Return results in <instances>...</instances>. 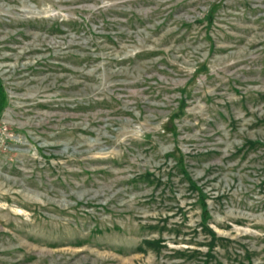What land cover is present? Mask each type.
Wrapping results in <instances>:
<instances>
[{
	"label": "rangeland",
	"instance_id": "obj_1",
	"mask_svg": "<svg viewBox=\"0 0 264 264\" xmlns=\"http://www.w3.org/2000/svg\"><path fill=\"white\" fill-rule=\"evenodd\" d=\"M0 85V264H264V0H0Z\"/></svg>",
	"mask_w": 264,
	"mask_h": 264
},
{
	"label": "trees",
	"instance_id": "obj_2",
	"mask_svg": "<svg viewBox=\"0 0 264 264\" xmlns=\"http://www.w3.org/2000/svg\"><path fill=\"white\" fill-rule=\"evenodd\" d=\"M0 92H1V98H0V111L2 110V108H4V104H5V97H4V92L1 88V85H0Z\"/></svg>",
	"mask_w": 264,
	"mask_h": 264
}]
</instances>
